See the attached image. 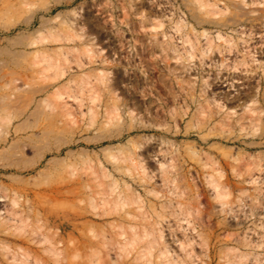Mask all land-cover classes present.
<instances>
[{"label": "rangeland", "instance_id": "1", "mask_svg": "<svg viewBox=\"0 0 264 264\" xmlns=\"http://www.w3.org/2000/svg\"><path fill=\"white\" fill-rule=\"evenodd\" d=\"M0 264H264V0H0Z\"/></svg>", "mask_w": 264, "mask_h": 264}]
</instances>
